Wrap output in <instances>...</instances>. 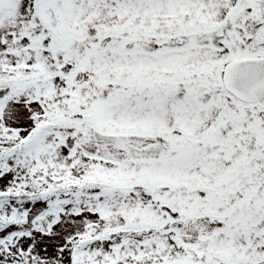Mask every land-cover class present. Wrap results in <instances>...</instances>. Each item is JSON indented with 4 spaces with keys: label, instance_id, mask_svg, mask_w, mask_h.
Listing matches in <instances>:
<instances>
[{
    "label": "snow or ice",
    "instance_id": "snow-or-ice-1",
    "mask_svg": "<svg viewBox=\"0 0 264 264\" xmlns=\"http://www.w3.org/2000/svg\"><path fill=\"white\" fill-rule=\"evenodd\" d=\"M0 264H264V0H0Z\"/></svg>",
    "mask_w": 264,
    "mask_h": 264
}]
</instances>
